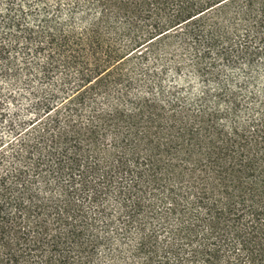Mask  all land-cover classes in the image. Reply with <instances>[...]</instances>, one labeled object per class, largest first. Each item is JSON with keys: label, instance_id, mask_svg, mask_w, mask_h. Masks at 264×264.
Here are the masks:
<instances>
[{"label": "trees", "instance_id": "obj_1", "mask_svg": "<svg viewBox=\"0 0 264 264\" xmlns=\"http://www.w3.org/2000/svg\"><path fill=\"white\" fill-rule=\"evenodd\" d=\"M0 29V79L42 83L0 135V264H264V100L220 76L264 0H6Z\"/></svg>", "mask_w": 264, "mask_h": 264}, {"label": "rangeland", "instance_id": "obj_2", "mask_svg": "<svg viewBox=\"0 0 264 264\" xmlns=\"http://www.w3.org/2000/svg\"><path fill=\"white\" fill-rule=\"evenodd\" d=\"M28 0H22V2H27ZM6 0H0V10L5 8ZM2 32V29H0ZM18 65L22 64V60ZM186 61H190L187 58ZM167 74H165V80L171 85L174 83V73L171 72V66H168ZM222 82L233 91L238 92L239 98L241 99L242 110L247 108V106L255 104L257 105L259 101L264 100V56L259 57L255 60L253 67H246L243 62L236 63L231 67L223 68L220 72ZM181 93L180 95L188 98H196L203 91L204 87L207 86L210 89H215V85L203 83L202 80L195 77L194 74L189 69L183 70L181 73ZM57 81V78H53ZM21 81H24L22 77ZM35 81V82H34ZM42 84L37 80H33L31 86H25L24 84L17 85L10 82L9 80L0 79V88L3 92L0 98V103L4 110L5 120H0V135L6 140H14V134H10L8 128L7 120L13 119L16 124L21 122H26L29 118H33V113L31 110L32 95L31 92L34 88L39 87ZM43 88L49 90L51 88L50 84H43ZM13 94L14 100L7 98L9 94ZM253 97V99L251 98ZM191 100V99H189ZM34 133H29L25 135V140H32L34 138ZM19 145L13 148L17 151Z\"/></svg>", "mask_w": 264, "mask_h": 264}]
</instances>
